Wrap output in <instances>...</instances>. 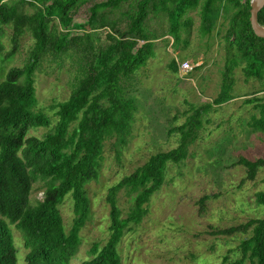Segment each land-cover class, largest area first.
I'll use <instances>...</instances> for the list:
<instances>
[{
  "label": "trees",
  "instance_id": "trees-1",
  "mask_svg": "<svg viewBox=\"0 0 264 264\" xmlns=\"http://www.w3.org/2000/svg\"><path fill=\"white\" fill-rule=\"evenodd\" d=\"M83 7L88 19L77 24L74 19ZM196 10L203 37L210 36L221 19L227 23L220 92L213 105L194 109L188 121L174 129L180 133L176 148L152 155L109 189V237L103 246L94 244L91 257L81 264H124L119 250L123 238L148 214L169 166L188 158L203 125L202 115L237 97L233 88L238 68L261 86L246 94L244 102L259 111L249 126L264 132V38L252 29L251 0H0V52L6 28L12 29L9 57L26 33L34 41L26 63L10 69L0 82V264H18L9 221L24 235L26 264H71L90 218L87 186L99 177L105 143L115 139L116 147L126 146L135 123V101L127 96L123 80L146 67L155 56V45L169 43L167 36L177 44L182 33L192 29L189 13ZM258 20L264 26V7ZM103 30V41L96 43L93 33ZM69 52L84 61L85 70L70 97L51 106L57 117L53 122L46 112L36 110L35 73L46 57ZM171 69L177 71L175 60ZM33 128L47 132L43 137L29 136ZM239 162L249 180L264 167V158L241 157ZM39 181L45 184L44 197L33 204L32 192ZM121 190L135 194L127 217L117 202ZM69 196L75 217L67 231L60 206ZM255 202L264 206V192L256 193ZM232 231L247 235L239 246L241 257L224 258L221 264H264V218Z\"/></svg>",
  "mask_w": 264,
  "mask_h": 264
},
{
  "label": "rangeland",
  "instance_id": "rangeland-1",
  "mask_svg": "<svg viewBox=\"0 0 264 264\" xmlns=\"http://www.w3.org/2000/svg\"><path fill=\"white\" fill-rule=\"evenodd\" d=\"M88 15L87 7H83L75 23H84ZM189 16L193 20L192 29L183 32L177 44L167 36L169 43L155 45V56L146 67L123 80L127 96L135 101V123L126 146L116 147L115 139L105 143L99 177L87 186L90 218L81 231L82 243L71 264L89 259L94 244L106 243L110 225L109 189L152 155L176 148L180 133L174 129L185 124L194 109L208 103L213 105L220 92L226 60L222 35L227 23L221 19L214 32L203 37L199 10ZM105 33L106 30L94 32L95 42L101 43ZM11 35L12 29L6 28L1 37L0 82L10 69L26 63L34 44L26 33L17 52L9 57ZM173 60L177 71L171 69ZM185 61L192 65L188 73L179 68ZM84 70V61L71 52L46 57L35 73L36 110L46 112L55 122L57 117L51 106L70 97ZM234 81L233 94L237 97L202 115L203 125L189 147L188 158L182 164L169 166L165 184L151 198L148 214L123 238L119 250L124 264H221L224 258L233 261L241 257L239 246L247 235L232 230L251 219L264 218V206L255 202L256 193L264 192V167L255 180H249L247 169L239 160L264 158V132L249 126L251 117L259 116V111L244 102L249 97L246 94L260 90L259 82L247 79L240 68L234 73ZM46 132L45 128H33L29 136L43 137ZM44 188L41 181L34 185L33 204L43 199ZM134 197L127 190L118 193L123 217L130 212ZM60 210L68 231L75 217L71 196ZM9 225L18 264H26L28 249L24 235L10 221Z\"/></svg>",
  "mask_w": 264,
  "mask_h": 264
},
{
  "label": "water",
  "instance_id": "water-1",
  "mask_svg": "<svg viewBox=\"0 0 264 264\" xmlns=\"http://www.w3.org/2000/svg\"><path fill=\"white\" fill-rule=\"evenodd\" d=\"M264 7V0H251L250 22L256 36L264 38V26L259 23L258 14Z\"/></svg>",
  "mask_w": 264,
  "mask_h": 264
},
{
  "label": "built area",
  "instance_id": "built-area-1",
  "mask_svg": "<svg viewBox=\"0 0 264 264\" xmlns=\"http://www.w3.org/2000/svg\"><path fill=\"white\" fill-rule=\"evenodd\" d=\"M179 68L183 73H188L192 70V65L190 62L185 61L179 65Z\"/></svg>",
  "mask_w": 264,
  "mask_h": 264
}]
</instances>
